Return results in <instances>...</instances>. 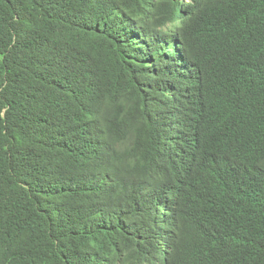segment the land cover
Masks as SVG:
<instances>
[{
    "label": "trees",
    "instance_id": "trees-1",
    "mask_svg": "<svg viewBox=\"0 0 264 264\" xmlns=\"http://www.w3.org/2000/svg\"><path fill=\"white\" fill-rule=\"evenodd\" d=\"M0 264H264V0H0Z\"/></svg>",
    "mask_w": 264,
    "mask_h": 264
}]
</instances>
